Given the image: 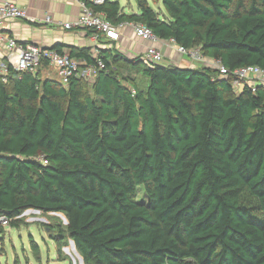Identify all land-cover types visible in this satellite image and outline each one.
I'll use <instances>...</instances> for the list:
<instances>
[{
    "label": "trees",
    "instance_id": "16d2710c",
    "mask_svg": "<svg viewBox=\"0 0 264 264\" xmlns=\"http://www.w3.org/2000/svg\"><path fill=\"white\" fill-rule=\"evenodd\" d=\"M86 2L231 71L264 68V0H163V15L148 0L134 13ZM115 42L97 55L70 47L105 62L93 94L47 61L0 77V216L64 214L56 239L68 235L85 264H264V86L236 93L232 74L147 63Z\"/></svg>",
    "mask_w": 264,
    "mask_h": 264
},
{
    "label": "built area",
    "instance_id": "2783aa9c",
    "mask_svg": "<svg viewBox=\"0 0 264 264\" xmlns=\"http://www.w3.org/2000/svg\"><path fill=\"white\" fill-rule=\"evenodd\" d=\"M81 6L79 16L71 22L56 23L63 29L69 30L73 28H92L94 39L100 43L102 40L118 41L121 38V30L126 26H131L135 35L142 41H145L146 51L143 58L147 63H164L166 61L165 53L159 43L169 44L182 56H188L193 62L204 63L205 55L197 47L187 48L178 44L174 39L162 41L153 32V30L144 23L139 22H121L118 24L109 20L104 12L96 11L87 4L86 0H76ZM95 4H101L105 0H92ZM27 17L26 10L23 6L10 0L0 2V77L7 80L11 69L19 72L32 71L37 69L47 61L53 67L61 81L68 84L74 77L89 78L98 72V69L105 68V62L99 58L98 64H86L81 59L72 57L68 51H59L54 48L42 47L37 43L20 42L16 37L3 32L5 22L12 19H21ZM33 23L43 22L53 24V18L46 15L43 19L29 17ZM55 24V23H54ZM105 46H109L106 45ZM96 55L100 52L97 48ZM219 69L223 76H234V89L239 88L241 93L245 86L248 85L253 92H256L259 86H264V68L258 65H249L237 68L231 71L221 61L215 59L210 65ZM46 162V160H45ZM10 219L2 215L0 216V224L8 225Z\"/></svg>",
    "mask_w": 264,
    "mask_h": 264
},
{
    "label": "rangeland",
    "instance_id": "374dc122",
    "mask_svg": "<svg viewBox=\"0 0 264 264\" xmlns=\"http://www.w3.org/2000/svg\"><path fill=\"white\" fill-rule=\"evenodd\" d=\"M126 12H137V0H117ZM153 8L166 14L163 0H148ZM139 69V68H138ZM55 70V69H54ZM51 69L52 76L56 72ZM138 83V87L147 85L146 77L141 70L130 72ZM85 81V90L94 93L96 74L89 78L82 77ZM239 88L236 93H239ZM0 224V264H85L73 240L68 235L56 238L60 234V226L66 228L67 219L64 214L56 212H43L28 209L19 216L18 226ZM39 248L35 253L33 245Z\"/></svg>",
    "mask_w": 264,
    "mask_h": 264
},
{
    "label": "crops",
    "instance_id": "0c3cea01",
    "mask_svg": "<svg viewBox=\"0 0 264 264\" xmlns=\"http://www.w3.org/2000/svg\"><path fill=\"white\" fill-rule=\"evenodd\" d=\"M3 0H0V2ZM25 8L27 17L12 19L5 22L6 34L16 37L20 42L37 43L42 47L51 48L57 43L67 45L63 50L70 52L71 46L88 47L96 55V50L103 47H111L112 40H102L98 43L92 34L85 28L63 29L56 25L61 22L74 21L81 12V6L76 0H10ZM139 12V10L137 11ZM46 15L53 18V24L33 23L29 17L43 19ZM121 38L115 42V46L129 57L143 55L146 51V42L140 40L131 26L121 30ZM109 45V46H105ZM163 48L167 63H177L183 66L203 64L210 66L215 58L205 55L204 63L193 62L188 56L180 55L176 49L169 44L159 43Z\"/></svg>",
    "mask_w": 264,
    "mask_h": 264
}]
</instances>
